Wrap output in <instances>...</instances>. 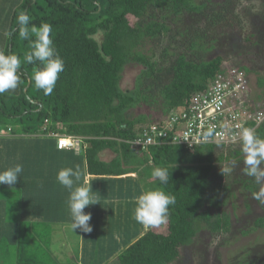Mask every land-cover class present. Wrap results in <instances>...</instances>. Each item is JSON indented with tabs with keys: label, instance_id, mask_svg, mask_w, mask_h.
Returning <instances> with one entry per match:
<instances>
[{
	"label": "trees",
	"instance_id": "16d2710c",
	"mask_svg": "<svg viewBox=\"0 0 264 264\" xmlns=\"http://www.w3.org/2000/svg\"><path fill=\"white\" fill-rule=\"evenodd\" d=\"M17 7L13 12L17 21L8 30L5 51L20 57L21 81L17 92L0 94V126L5 130L10 126L13 134L45 136L54 133L81 138V143L87 144L83 151L86 171L94 177L120 176L149 164L152 170L162 167L170 173L166 185H160L156 179L147 187H159L175 197L166 232L161 233L155 227L140 235L141 225L136 223L122 244L114 241L112 250L100 249L95 262L174 264L201 229L215 236L228 233L229 217L223 211L227 189L217 166L241 151L218 144H204L192 150L183 145H161L142 151L133 142L143 126L158 124L171 111H178L191 96L206 90L215 76L230 65L246 74H256L263 66V75L256 78V86L262 92L259 99H263L264 64L263 57L256 51V30L245 33L237 14L209 10L210 41L203 42L195 35L184 50L169 52L165 49L154 60L141 52L144 40H155L167 34L168 20L205 13L208 7L204 3L194 0H22ZM22 13L30 17L29 26L44 22L53 26L54 44L65 68L51 95L35 87L33 76L42 67L40 62L29 64L24 60L31 45L29 40L19 37L17 30ZM99 31L102 39L97 42L94 36ZM235 33L243 35L235 55L218 52L207 61L201 59L202 51L212 50L221 37ZM131 63L143 69L133 90L123 91L120 87L122 73ZM146 82L155 88L156 98ZM157 102L159 107H154ZM252 102L256 107L254 100ZM254 131L264 139V120ZM104 150L114 153V157L109 161L101 160L99 154ZM251 184L247 181L244 187L252 189ZM135 207H130L129 213L134 212ZM99 219L103 218L93 220L95 231L91 236H113L114 222L108 225L104 217L99 224ZM123 221L124 218L119 222ZM15 227L17 234L22 235L21 226ZM263 227L264 217L254 220L252 229ZM17 239L20 253L16 264H36L24 257L22 237ZM10 240H15V236ZM81 259L86 264H95L90 263L85 252Z\"/></svg>",
	"mask_w": 264,
	"mask_h": 264
},
{
	"label": "rangeland",
	"instance_id": "374dc122",
	"mask_svg": "<svg viewBox=\"0 0 264 264\" xmlns=\"http://www.w3.org/2000/svg\"><path fill=\"white\" fill-rule=\"evenodd\" d=\"M196 3H204L208 9L203 14H185L181 19L174 21L168 20L170 30L167 34L155 40L145 39L140 46V50L145 55L156 60L162 51L168 49L169 52H178L184 50L185 45L189 44L190 39L198 35L202 41H210L209 31H207L208 21L207 14L209 10L217 12L237 14L242 21L243 30L248 33L251 29L256 30L257 36V52L263 57L264 64V0H194ZM22 0H0V49L5 50L9 35V28L12 23H16L17 17L13 14ZM100 11V10H99ZM97 42L102 39V32H97L94 36ZM243 35L233 34L232 36H223L210 51L200 53L201 59L209 60L218 52L229 53L235 55L238 51V45ZM236 67L234 65H230ZM263 66L257 69V73L247 74V88L250 101L255 102V106L259 110H264V98L259 99L261 91L256 86V78L258 75H263ZM143 67L136 63H131L125 66L120 87L123 91L133 90L137 76L140 74ZM147 86H150L146 82ZM19 85L15 90L6 93L17 92ZM152 94L156 98V90L150 86ZM159 102V101H158ZM158 102L153 105L159 107ZM251 103V102H250ZM249 103V105H250ZM253 103V102H252ZM129 115V114H128ZM3 127V126H0ZM233 150L241 151L237 156L231 157L227 162L218 165L217 168L231 167L233 170L230 173H225L221 182L225 185L226 203L223 211L229 217V232L224 235H212L207 229H201L198 232L195 241L184 247L180 258L174 264H264V227L253 228L254 220L258 217H264V204L254 199V194L258 193L264 184H256L254 178L244 174V154L242 152L241 143L232 145ZM264 167V165H262ZM146 174L149 173V167L144 166L139 168ZM252 182V189L244 187L245 182ZM1 191V190H0ZM3 191V188H2ZM16 192V191H15ZM17 200L13 196L10 202L15 205ZM5 222L10 223L6 226L0 222V264H16L20 250H18L19 241L17 237H22V252L26 259H30L36 264H71L69 258L63 262L61 257L52 254V250H47V242L43 241L41 236H22L17 234V229L14 233V223L20 220L18 217V209L7 208L5 213ZM1 227L6 228L5 232L1 233ZM161 233L166 232V223L158 226ZM38 233V227L36 226ZM40 232V231H39ZM242 232H247L243 234ZM71 249L73 250V258H77L80 252V236L79 231L70 232ZM15 236V240L12 239ZM17 236V237H16ZM97 251H94V257L97 256ZM97 264V261L95 262ZM108 264H116L113 261Z\"/></svg>",
	"mask_w": 264,
	"mask_h": 264
},
{
	"label": "crops",
	"instance_id": "0c3cea01",
	"mask_svg": "<svg viewBox=\"0 0 264 264\" xmlns=\"http://www.w3.org/2000/svg\"><path fill=\"white\" fill-rule=\"evenodd\" d=\"M86 146L87 144L81 143L77 149L59 150L57 137L51 136L50 133L45 136L13 134L10 126H7L6 130L0 127V170L16 163L22 164L24 168L22 176H18L17 183L11 188L6 184L0 185V222L3 220L1 226L10 224L5 222L7 208L18 209L20 220L13 225L21 226L23 234L27 236H41L43 241L47 242L48 247H45L47 250H52V254L61 257L63 262L69 258L71 264H86L81 259L83 252L90 257V263L95 262L101 254L100 249L112 250L114 241L122 244L129 229H134L137 223L133 219L134 212L129 213L128 209L135 207V197L156 180L151 175L150 164L148 174L139 169L120 176L89 175L83 153ZM113 157L114 153L109 150L99 154V158L104 161H109ZM77 166L81 171L79 183L90 182L93 194L100 199V204L90 205L84 210L92 214L89 223L92 225L94 218L105 217L108 220L107 224L114 222L115 227L113 236H91L94 228L91 234L82 233L79 229L74 230L77 235L79 231L81 254L73 258L70 243L72 231L66 203L69 192L59 184L56 175L62 168ZM13 196L17 197L16 206L10 202ZM123 218L124 221L119 222ZM103 219L101 221L99 219V224ZM1 228V233L6 231V228ZM139 232L142 235L146 231L141 226ZM95 249L98 255L94 257Z\"/></svg>",
	"mask_w": 264,
	"mask_h": 264
},
{
	"label": "clouds",
	"instance_id": "9594fccd",
	"mask_svg": "<svg viewBox=\"0 0 264 264\" xmlns=\"http://www.w3.org/2000/svg\"><path fill=\"white\" fill-rule=\"evenodd\" d=\"M30 25V17L22 13L18 17V32L22 40H29L31 51L26 53L24 60L32 64L39 61L40 67L33 76L35 87L42 90L45 95H51L56 87L60 74L64 71L65 62L60 56L53 39V26L44 22L39 26ZM8 35V33H6ZM35 39L32 40L31 37ZM21 59L15 53L0 49V94L15 90L21 81ZM215 133L213 127L204 132L208 139ZM239 140L244 154V174L254 178L256 184H264V139L258 136L249 127H241ZM231 167L221 168V173H230ZM23 165L16 163L6 169L0 170V185L10 188L17 183L18 176H22ZM160 185H166L170 179L167 168L155 167L151 173ZM56 180L68 190L67 208L72 232L79 229L82 233H91L93 226L89 223L92 218L90 212L84 210L90 205L100 204L99 197L93 194L91 183L80 184L81 171L79 167H66L58 171ZM254 199L264 204V188L254 194ZM136 207L133 219L145 231L163 225L170 214V206L175 204V197L161 188L143 189L135 197ZM82 237V236H81Z\"/></svg>",
	"mask_w": 264,
	"mask_h": 264
},
{
	"label": "built area",
	"instance_id": "2783aa9c",
	"mask_svg": "<svg viewBox=\"0 0 264 264\" xmlns=\"http://www.w3.org/2000/svg\"><path fill=\"white\" fill-rule=\"evenodd\" d=\"M246 75L239 68L227 67L215 76L206 90L191 96L178 111H171L158 124L143 126L133 145L147 151L161 145H183L192 150L204 144L232 146L239 143L241 127L255 130L264 120V110L252 106ZM209 127H213L215 133L205 139L204 132ZM50 135L57 137L59 150L77 149L81 145L79 137Z\"/></svg>",
	"mask_w": 264,
	"mask_h": 264
},
{
	"label": "water",
	"instance_id": "95a60500",
	"mask_svg": "<svg viewBox=\"0 0 264 264\" xmlns=\"http://www.w3.org/2000/svg\"><path fill=\"white\" fill-rule=\"evenodd\" d=\"M99 10V9H98ZM28 86V85H27ZM27 88V87H26ZM26 88L24 89V91L26 90Z\"/></svg>",
	"mask_w": 264,
	"mask_h": 264
},
{
	"label": "bare ground",
	"instance_id": "6f19581e",
	"mask_svg": "<svg viewBox=\"0 0 264 264\" xmlns=\"http://www.w3.org/2000/svg\"><path fill=\"white\" fill-rule=\"evenodd\" d=\"M62 150V149H61Z\"/></svg>",
	"mask_w": 264,
	"mask_h": 264
}]
</instances>
